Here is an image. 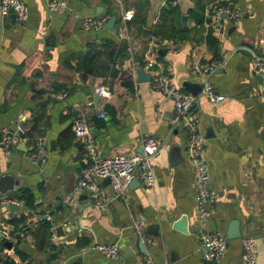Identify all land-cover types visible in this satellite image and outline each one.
Listing matches in <instances>:
<instances>
[{
    "label": "crops",
    "instance_id": "1",
    "mask_svg": "<svg viewBox=\"0 0 264 264\" xmlns=\"http://www.w3.org/2000/svg\"><path fill=\"white\" fill-rule=\"evenodd\" d=\"M62 1L66 9L55 12L48 0H21L28 10L24 23L0 15V134L18 124L25 129L7 155L0 151V176L14 180L3 195L17 201L15 210L0 204V230L11 242L6 249L1 237L0 262L142 264L147 253L156 264H243L240 239L253 237L254 264H264V101L250 70L251 56L264 55V0H230L238 21L231 25L223 18L219 29L211 8L227 0ZM162 10L168 12L163 18ZM125 11L132 13L129 20L122 19ZM96 15L113 16L112 28H80L82 17ZM164 26L186 30V37L175 41L153 34ZM207 33L214 45L207 42ZM146 49H154L172 83L181 87L184 81L201 85L202 64L223 63L206 76L223 99L212 103L197 94L192 110L204 139L207 183L219 193L202 224L195 215L185 132L169 123L172 101L148 82L135 80ZM100 85L108 97L97 95ZM61 88L66 95L55 99ZM96 105L104 111L102 118L94 114ZM77 119L99 156L138 151L147 136L163 141L164 148L150 160L153 185L128 188L127 204L111 199L94 207L87 197L78 200L81 192L65 202L84 163L85 137H75L71 129ZM38 134L47 146L41 166L26 157ZM100 185L110 198L108 183ZM22 189L30 192L33 208L17 198ZM42 214L50 216L49 227L39 223ZM133 222L139 224L143 241ZM58 226L62 233L55 230ZM204 229L227 240L212 262L204 259L198 243ZM93 243L115 244L118 258H107L89 247Z\"/></svg>",
    "mask_w": 264,
    "mask_h": 264
},
{
    "label": "built area",
    "instance_id": "2",
    "mask_svg": "<svg viewBox=\"0 0 264 264\" xmlns=\"http://www.w3.org/2000/svg\"><path fill=\"white\" fill-rule=\"evenodd\" d=\"M47 6L55 12H62L66 6L62 0H48ZM0 15H12L19 23L27 20L28 10L21 0H0ZM132 13L125 11L122 14L123 20H129ZM211 17L216 29L221 27V20L224 18L231 25L238 21L239 13L230 0L218 2L211 8ZM106 15L86 16L79 20V26L83 30H96L104 26ZM153 41V40H152ZM154 42V41H153ZM149 47L153 43L149 42ZM223 65L222 62H209L202 64L199 70L203 73L204 79L201 82L198 95H201L208 102L217 103L223 99L221 94H216L206 76L215 68ZM142 70L148 72V84L152 89L162 93L172 101L173 111L169 123L171 127L181 126L185 132V155L193 168V197L195 204V215L199 224L205 223L208 215V207L217 199L219 193L208 186V170L204 161V139L196 128V122L192 114L195 106L196 95L190 94L175 85L170 80L164 66L157 60L154 49H146L142 61ZM250 70L258 79L259 95L264 101V55L254 54L250 58ZM97 95L101 98L109 96V91L105 86L100 85L96 89ZM66 95L64 89L53 94L55 99H62ZM97 118L104 116L101 105L93 107ZM71 129L75 137H85L84 139V163L78 169L73 190L64 198L69 201L75 193H83L94 207H104L109 200H121L127 204L126 194L128 183L131 179H136L138 183L149 188L154 183V176L150 166L151 158L164 148L165 143L154 137L147 136L140 140L139 150L129 153H115L110 156H99L92 140L87 136V128L82 120L77 119L72 122ZM25 135V129L21 125H16L12 131H5L0 134V151L7 155L13 146ZM47 146L42 135L38 134L34 138L32 148L26 153L29 160L41 166L46 161ZM108 179L109 188L112 191L111 197H107L100 181ZM16 200L6 196H0V204H13ZM39 219L50 221L48 214H42ZM140 240L143 236L137 222L132 223ZM1 237L9 240L7 232L0 230ZM199 247L204 250V259L212 262L219 258L227 246L224 235L204 229L199 233ZM147 242L151 243L150 239ZM241 260L243 264H254L257 253L253 237H243L240 239ZM89 247L95 248L109 259L116 260L119 256L118 248L115 244L93 243ZM142 264H156L153 258L147 253L143 256Z\"/></svg>",
    "mask_w": 264,
    "mask_h": 264
},
{
    "label": "water",
    "instance_id": "3",
    "mask_svg": "<svg viewBox=\"0 0 264 264\" xmlns=\"http://www.w3.org/2000/svg\"><path fill=\"white\" fill-rule=\"evenodd\" d=\"M113 21H114V17L113 16L109 17L104 22V27L111 29ZM147 33H148L147 30H143L144 35H146ZM239 51L248 55V53L245 50L241 49ZM135 80H136V82H148V80H149L148 72L142 70V68H140V67H136V69H135ZM182 88L185 89L190 94H193V95H197L199 90H200V86H198L197 84L191 83V82H187V81L182 82ZM138 151H140V150H138ZM102 181L108 183V179H103ZM13 183H14V180L11 176H9L7 174L1 175L0 176V194L3 195L6 192L10 191L13 188ZM136 185H139L138 181L136 179H131L128 183V188H131V187L136 186ZM84 199H86V196L84 194L78 195V200H84ZM8 207L10 208V210L17 209V206L14 204H8ZM75 228H76V221L74 222L73 229H75ZM55 230L59 233L60 232L62 233V227L61 226H58ZM237 236H238L237 233L234 234L233 236H232V234L226 235V237L228 239L232 238V237L234 238ZM0 239H1V233H0ZM1 246H3L6 249H10L11 242L9 240H3L1 242ZM138 247L141 249L142 252L145 253L144 246L141 243V241H138Z\"/></svg>",
    "mask_w": 264,
    "mask_h": 264
},
{
    "label": "trees",
    "instance_id": "4",
    "mask_svg": "<svg viewBox=\"0 0 264 264\" xmlns=\"http://www.w3.org/2000/svg\"><path fill=\"white\" fill-rule=\"evenodd\" d=\"M166 13H168V12H166L165 10H162L161 11V17L163 18L164 14H166ZM162 33L164 35L170 36L172 38V40L179 41V40H182L186 37L187 31L183 30V29H174L173 30V29H170L166 26H164V29L160 27L159 30L156 29L153 31L154 35H158V34H162ZM206 39H207V42L209 43V45H214L215 40H214V38H211L209 36V33H207ZM17 198L20 199L21 201H23L25 206L33 208L32 196L27 189L20 190ZM39 223L43 224L45 227H49V222L46 220L41 219L39 221ZM23 227H25V226H23ZM23 227H22V229H23ZM0 264H13V262L6 258V259L2 260L0 262Z\"/></svg>",
    "mask_w": 264,
    "mask_h": 264
}]
</instances>
